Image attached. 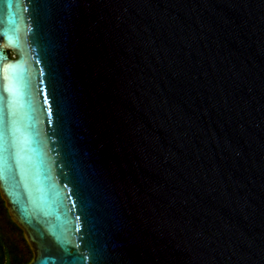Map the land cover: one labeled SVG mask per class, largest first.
Listing matches in <instances>:
<instances>
[{
	"label": "water",
	"instance_id": "water-1",
	"mask_svg": "<svg viewBox=\"0 0 264 264\" xmlns=\"http://www.w3.org/2000/svg\"><path fill=\"white\" fill-rule=\"evenodd\" d=\"M0 199L26 264H264V0H0Z\"/></svg>",
	"mask_w": 264,
	"mask_h": 264
},
{
	"label": "trees",
	"instance_id": "trees-1",
	"mask_svg": "<svg viewBox=\"0 0 264 264\" xmlns=\"http://www.w3.org/2000/svg\"><path fill=\"white\" fill-rule=\"evenodd\" d=\"M31 252L0 199V264H26Z\"/></svg>",
	"mask_w": 264,
	"mask_h": 264
}]
</instances>
